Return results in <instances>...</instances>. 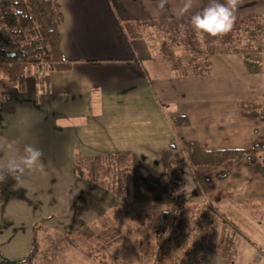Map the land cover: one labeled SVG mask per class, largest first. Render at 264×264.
<instances>
[{"label":"crops","instance_id":"0c3cea01","mask_svg":"<svg viewBox=\"0 0 264 264\" xmlns=\"http://www.w3.org/2000/svg\"><path fill=\"white\" fill-rule=\"evenodd\" d=\"M56 1L63 14L60 51L71 64L47 73L49 91L38 98L35 78L28 74L25 91L0 102V166L28 144L42 151L45 165L15 189L11 178L0 184V221L13 218L14 205H32L37 191L44 206H63L62 214L75 203L85 209L75 221L89 220L90 213L118 198L99 195L96 185L76 175L74 157L123 151L131 203L176 206L177 222L184 209L199 215L200 227L184 231L194 234L197 246L187 248L186 260L178 264H264V256L256 255L264 247L253 238L261 237L256 234L264 225H246L257 218L252 206L264 204V118L238 105L255 100L264 114V0H239L231 31L217 37L198 35L190 23L209 0H193L183 16L177 11L180 0H167L164 9L157 0ZM176 115L187 122L173 123ZM183 140L208 150L245 149V154L191 166ZM105 198L107 205H100ZM37 215L19 219L23 235L40 216L52 217ZM6 228L0 225L3 255L9 247ZM222 229L244 241H223ZM24 246L19 258L28 252L25 240Z\"/></svg>","mask_w":264,"mask_h":264},{"label":"rangeland","instance_id":"374dc122","mask_svg":"<svg viewBox=\"0 0 264 264\" xmlns=\"http://www.w3.org/2000/svg\"><path fill=\"white\" fill-rule=\"evenodd\" d=\"M35 73L36 67L32 66L29 68L27 75L29 74L35 77ZM7 84L9 83L6 79L0 77V93H5L8 97L9 94H14L18 90L10 84L11 87H7ZM126 161L124 168L127 171L128 178H130L129 175H131V172L130 170L128 172V163ZM103 164L106 166L105 164L108 163ZM102 173L105 176L104 171ZM84 178L89 180L86 174ZM91 182L96 185L95 187L100 189L99 195L101 191L102 193L110 194L112 198H118V203L112 206L109 204L110 206L106 208L100 207L98 213L89 214V220L82 219V221H79L80 223H77L75 221L76 218H80L79 216L81 214L83 215L85 209L83 210L74 203L67 206V212H62L61 214L59 209H62L61 207L63 206L60 208L57 204H54L55 206L52 204L44 206V204H41L37 191L32 197V205L19 207L18 205H14L10 208L14 212L12 214L13 218L5 222L0 221V225H7L4 233L8 236L6 246L8 245L9 247L5 255L10 258L21 257L23 254L20 250L25 248L24 240L26 245H28V251L31 247L29 239L31 238V228L26 230L30 233V236L26 234V231L23 233L27 236H24L21 232L24 231L22 228L23 221L19 219L34 214L38 216L37 213L43 215V213L47 212H51L52 217L45 219L35 233L38 241V257L34 264H117L122 258L125 261H130L133 257L136 260L143 259L145 264H150L153 245L156 241V236L160 232H165L168 235V242L165 253L157 264H165V262L166 264H178L181 259L186 260L184 252L187 248H196L197 245L192 243V241L194 239L195 242L197 239L193 231L202 224L201 221L197 222V219H195L199 215H194V218L192 215H188L189 211L184 209V212L180 214L182 218L178 219L177 222V218L174 220V215L177 213L176 206L160 204L154 200L131 203V188L130 197L124 202L110 192L109 189L93 181ZM36 190L34 187L33 191ZM41 190L44 189L42 188ZM99 203L100 205L106 206L108 200L105 198L99 201ZM161 205H167L162 211H167L168 218H163V213L159 212ZM252 208L254 209L253 214L258 219L255 218L251 222L247 221L246 225L253 224L254 227L260 229L264 225V204L252 206ZM93 209L90 210L95 212L96 210ZM9 215L11 216L10 213ZM83 217L85 218V216ZM191 217L193 218L191 219ZM174 228L180 229V231L178 233L172 231ZM185 230L193 232V235L190 233L189 236H185ZM222 230L219 233H221V239L223 241L227 243L231 241H244L235 232L224 235L226 231L224 232V229ZM256 235H260L261 237H257V239L256 236H253L254 241L264 247V230L261 234ZM26 237L28 240L25 239ZM14 238H17V246L15 245ZM208 239L213 238L209 237ZM11 248L13 251L9 252ZM188 257H191L190 253H188Z\"/></svg>","mask_w":264,"mask_h":264},{"label":"trees","instance_id":"16d2710c","mask_svg":"<svg viewBox=\"0 0 264 264\" xmlns=\"http://www.w3.org/2000/svg\"><path fill=\"white\" fill-rule=\"evenodd\" d=\"M62 20L63 14L56 0H0V77L6 79L19 92H23L29 68L35 66L36 98L48 92L47 73L67 69L71 64L60 51L59 25ZM7 98L5 93H0V102ZM238 105L248 115L264 118L261 104L257 101L241 100ZM172 121L184 124L187 119L183 115H176ZM181 147L191 166L217 164L229 158L239 159L245 154V149H204L193 140H183ZM126 156L123 151L94 157L76 155L74 173L82 177L86 174L89 180L109 189L125 202L130 197L128 174L124 168ZM103 163L108 164L104 166ZM103 171L105 176L102 175ZM162 215L163 218H168V213ZM44 220L41 218L32 225L31 247L25 256L9 258L0 251V264H34L38 257L35 233ZM229 223L236 230V226L232 222ZM167 242L168 235L165 232L158 233L150 264H157L163 257Z\"/></svg>","mask_w":264,"mask_h":264},{"label":"clouds","instance_id":"9594fccd","mask_svg":"<svg viewBox=\"0 0 264 264\" xmlns=\"http://www.w3.org/2000/svg\"><path fill=\"white\" fill-rule=\"evenodd\" d=\"M158 8L164 9L167 0H157ZM239 0H225L224 3L219 0H209V3L201 11L191 15L190 23L194 31L203 36L207 34L217 37L231 31L235 22V12L238 7ZM193 7V0H180L178 8L179 15L183 16L190 12ZM9 149H13V145L9 143ZM42 151L31 145H25L22 154L7 158L3 166H0V184L5 183L8 178L15 181L13 188H17L26 181V177L36 171L44 170V162L42 161ZM4 159V158H2ZM167 205H161L160 213ZM117 264H145L144 260H136L134 257L130 261L123 258ZM166 264V262H165Z\"/></svg>","mask_w":264,"mask_h":264},{"label":"built area","instance_id":"2783aa9c","mask_svg":"<svg viewBox=\"0 0 264 264\" xmlns=\"http://www.w3.org/2000/svg\"><path fill=\"white\" fill-rule=\"evenodd\" d=\"M256 255L257 256H264V249L263 248H257L256 249Z\"/></svg>","mask_w":264,"mask_h":264}]
</instances>
